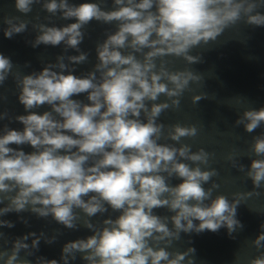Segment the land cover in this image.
Masks as SVG:
<instances>
[{"label": "clouds", "instance_id": "9594fccd", "mask_svg": "<svg viewBox=\"0 0 264 264\" xmlns=\"http://www.w3.org/2000/svg\"><path fill=\"white\" fill-rule=\"evenodd\" d=\"M35 5L48 14L43 21L39 15L4 16V37L12 39L31 25L36 35L26 43L32 48L63 47L54 62L27 74L0 53V86L12 77L26 113L0 111V122L8 121L0 123V229L15 227L3 218L15 213L27 227L34 216L68 230L83 227L91 235L65 242L58 261L36 253L42 241L54 244L63 235L60 229L15 238L0 231V264H72L78 257L84 264H196L194 247L175 246L182 234L224 228L235 240L244 228L238 207L264 189V131L252 137L248 166L240 163L236 148L226 154L252 184L251 191L229 199L214 195L220 187L210 167L215 154L192 151L182 142L197 137L198 127L165 125L159 118L178 110L192 85H204L203 74L188 67L204 62L193 50L240 22L264 27V0H111L110 7L107 0H15L14 6L27 17ZM53 18L71 22L57 26ZM93 21L114 29L97 41L92 67L76 75V66L89 62L90 53L80 45ZM177 59L185 62L183 69L175 68ZM82 94L87 103L74 99ZM208 98L202 92L191 100L195 105ZM45 105L48 110L36 111ZM13 121L22 129L9 127ZM234 126L247 133L264 128V107L244 108ZM251 245L258 255L247 264H264V222Z\"/></svg>", "mask_w": 264, "mask_h": 264}, {"label": "water", "instance_id": "95a60500", "mask_svg": "<svg viewBox=\"0 0 264 264\" xmlns=\"http://www.w3.org/2000/svg\"><path fill=\"white\" fill-rule=\"evenodd\" d=\"M70 2L79 4L85 0H70ZM107 4L110 7L111 0H107ZM14 5L15 0H0V19L8 15L32 19L39 15L43 21V18L48 15L40 9L39 5H35L33 12L24 17L23 14L16 11ZM260 11L264 12V8ZM53 21L57 26L71 22L58 18H53ZM106 29H114V25H104L93 21L87 26V35L80 47L83 51L90 53L89 62L76 66V75L89 70L95 63V45L97 41L104 39ZM35 35L31 25L28 26L25 33L18 34L12 39H6L3 31L0 30V53L11 58L14 65L17 66L14 70H19L22 74L33 70L39 71L44 66L42 62H54L56 55L62 51V45L58 47L41 45L38 48H32L26 41L34 39ZM198 52L202 53L204 62L188 67L203 74L204 85H192L193 91H186L181 98L180 108L166 111L160 116L159 121L165 125L181 123L183 125L195 124L198 127L197 137L184 138L182 142L192 145V151L204 148L215 154L210 161V167L217 170L218 176L213 177V180L220 187L214 192V195L224 194L231 199V194L234 192L251 191L252 184L244 173L231 166L225 156L233 148H236L241 153L240 163L248 166L251 161L247 150L252 137L264 131V128H258L253 133H247L242 126H234L237 113L244 108L259 109L264 107V27L248 26L240 22L234 28L226 30L215 42L194 49L191 54L196 55ZM70 54L76 53L70 52ZM25 64H30V67L25 68ZM174 66L183 69L186 65L182 59H177ZM202 92L207 93L209 98L194 105L191 97ZM0 97H3L0 99V111L6 110L12 116L26 114L23 105L18 102V89L11 76L3 86H0ZM237 97L242 98V103H236ZM74 99L84 100L87 103L85 94L74 97ZM160 100H164V97L161 96ZM45 110H48L47 105L36 111L42 113ZM0 123H8V121ZM9 127L22 129L23 126L13 121ZM11 146L17 147L16 145ZM21 147L25 152L32 151L29 145ZM179 182L176 179L172 181L173 184ZM209 186L210 184L205 185L206 188ZM258 191L261 192L260 196L248 198L237 209V218L242 222L244 228L234 234L236 235L235 240L230 239L227 230L222 228L217 233L205 231L198 235L193 233L191 236L182 234V240L177 242L176 248L182 251L189 246L194 247L196 249V264H234L237 258H239V264H247L248 259L258 255L257 250L251 245V241L255 239L260 231V224L264 222V189ZM154 211L158 215H170L165 209ZM107 215L94 217L93 221L102 220ZM116 215L118 213H112L113 218ZM3 218L15 223V227L11 229H0L10 238L21 236L29 231L44 230L51 234L53 229H60L63 235L51 245L42 241L39 252L36 253V255L58 261L65 242L91 235V232L83 227L79 230H68L54 221L49 222L34 216L30 217V227L21 223L15 213H10ZM189 239L192 241L191 245L187 243ZM72 264H84V262L78 257Z\"/></svg>", "mask_w": 264, "mask_h": 264}]
</instances>
